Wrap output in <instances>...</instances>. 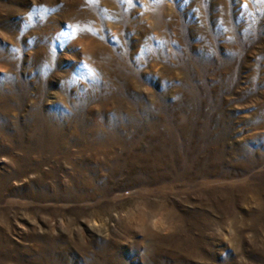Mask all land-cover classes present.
<instances>
[{"label": "rangeland", "instance_id": "rangeland-1", "mask_svg": "<svg viewBox=\"0 0 264 264\" xmlns=\"http://www.w3.org/2000/svg\"><path fill=\"white\" fill-rule=\"evenodd\" d=\"M0 264H264V0H0Z\"/></svg>", "mask_w": 264, "mask_h": 264}]
</instances>
